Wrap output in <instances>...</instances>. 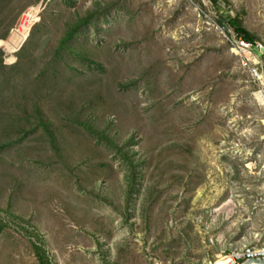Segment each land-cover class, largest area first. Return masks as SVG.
Listing matches in <instances>:
<instances>
[{"label": "rangeland", "instance_id": "374dc122", "mask_svg": "<svg viewBox=\"0 0 264 264\" xmlns=\"http://www.w3.org/2000/svg\"><path fill=\"white\" fill-rule=\"evenodd\" d=\"M263 54L264 0H0V264L264 240Z\"/></svg>", "mask_w": 264, "mask_h": 264}, {"label": "built area", "instance_id": "2783aa9c", "mask_svg": "<svg viewBox=\"0 0 264 264\" xmlns=\"http://www.w3.org/2000/svg\"><path fill=\"white\" fill-rule=\"evenodd\" d=\"M232 42L236 50L241 54H247L254 47L248 41L242 39L236 32L232 30ZM264 193V185L262 188ZM264 258V240L255 242L254 244L244 246L227 257V264H244Z\"/></svg>", "mask_w": 264, "mask_h": 264}, {"label": "trees", "instance_id": "16d2710c", "mask_svg": "<svg viewBox=\"0 0 264 264\" xmlns=\"http://www.w3.org/2000/svg\"><path fill=\"white\" fill-rule=\"evenodd\" d=\"M202 7L203 4H200ZM243 11H239L235 14L234 19L228 23H225L223 19H218L217 24L221 27H225L227 25L229 28H231L234 32H236L242 39L248 41L253 45V47H258L259 44L257 45V38L254 34L251 32H248L243 26L242 23L240 22L241 16H242ZM264 56V54H263Z\"/></svg>", "mask_w": 264, "mask_h": 264}, {"label": "water", "instance_id": "95a60500", "mask_svg": "<svg viewBox=\"0 0 264 264\" xmlns=\"http://www.w3.org/2000/svg\"><path fill=\"white\" fill-rule=\"evenodd\" d=\"M244 264H264V258H259L255 261H251V262H247V263H244Z\"/></svg>", "mask_w": 264, "mask_h": 264}, {"label": "bare ground", "instance_id": "6f19581e", "mask_svg": "<svg viewBox=\"0 0 264 264\" xmlns=\"http://www.w3.org/2000/svg\"><path fill=\"white\" fill-rule=\"evenodd\" d=\"M257 95L261 96L262 92H258ZM223 259H224L223 262H220L218 264H227V257H224Z\"/></svg>", "mask_w": 264, "mask_h": 264}]
</instances>
